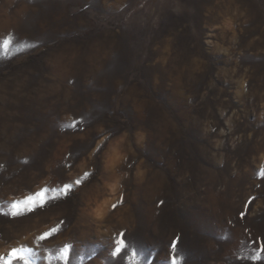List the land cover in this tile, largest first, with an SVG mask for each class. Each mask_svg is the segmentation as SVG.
Returning a JSON list of instances; mask_svg holds the SVG:
<instances>
[{
	"label": "rangeland",
	"instance_id": "obj_1",
	"mask_svg": "<svg viewBox=\"0 0 264 264\" xmlns=\"http://www.w3.org/2000/svg\"><path fill=\"white\" fill-rule=\"evenodd\" d=\"M12 249L264 264V0H0V264Z\"/></svg>",
	"mask_w": 264,
	"mask_h": 264
},
{
	"label": "snow or ice",
	"instance_id": "obj_2",
	"mask_svg": "<svg viewBox=\"0 0 264 264\" xmlns=\"http://www.w3.org/2000/svg\"><path fill=\"white\" fill-rule=\"evenodd\" d=\"M8 42L4 41V44L6 45ZM80 181L77 180L76 183L78 184ZM70 185H65L64 188L66 190H70ZM31 199V198H30ZM42 203V202H41ZM14 207H16V205H14ZM113 207H115V205H113ZM33 210L32 208H29V211ZM49 234H45V236H47ZM41 239H44V236L41 237ZM175 247V244L173 245ZM124 248V241L123 240H118L117 241V247L115 249V251L112 253L113 256L117 255L118 253L121 252V250ZM64 254L66 256L67 254V247L64 249ZM19 258L21 260H24V264H28V261L24 258V256L22 255L21 250H17V249H12V251L9 253V259L5 261V264H11V260L12 259H16ZM173 264H175V261H173Z\"/></svg>",
	"mask_w": 264,
	"mask_h": 264
}]
</instances>
